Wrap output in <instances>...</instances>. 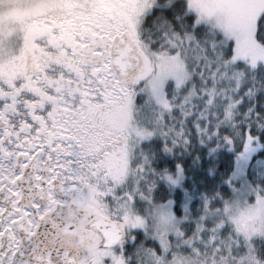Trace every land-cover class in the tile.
Segmentation results:
<instances>
[{"label":"snow or ice","instance_id":"obj_1","mask_svg":"<svg viewBox=\"0 0 264 264\" xmlns=\"http://www.w3.org/2000/svg\"><path fill=\"white\" fill-rule=\"evenodd\" d=\"M0 264H264V0H0Z\"/></svg>","mask_w":264,"mask_h":264}]
</instances>
